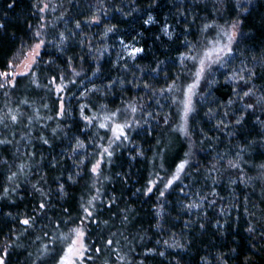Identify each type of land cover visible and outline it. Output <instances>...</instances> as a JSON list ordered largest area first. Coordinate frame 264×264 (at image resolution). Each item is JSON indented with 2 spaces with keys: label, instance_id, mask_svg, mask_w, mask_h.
I'll use <instances>...</instances> for the list:
<instances>
[{
  "label": "trees",
  "instance_id": "obj_1",
  "mask_svg": "<svg viewBox=\"0 0 264 264\" xmlns=\"http://www.w3.org/2000/svg\"><path fill=\"white\" fill-rule=\"evenodd\" d=\"M149 15L154 22L145 25ZM96 18L99 23L92 22ZM241 19L243 36L231 62L215 66L196 90L188 137L174 132L181 123L172 103L177 93L163 90L174 80L184 87L194 74L193 63L182 62L189 55L183 42L199 51ZM206 24L215 27L204 32ZM108 27L114 31L105 35ZM37 31L45 41L38 63L15 78V87L0 81V139L12 141L0 145V254L9 252L6 264H56L71 243L70 227L85 216L81 205L89 207L90 200L99 223L85 219L82 225L89 247L83 264H264V0H0V74L38 41ZM132 47L144 51L133 59ZM242 68L255 73L248 84L226 83ZM248 90L253 94L245 97ZM249 103L255 107L245 111ZM130 104L138 106L135 114ZM82 105L84 116L97 117L91 125L81 118ZM117 109L115 122L138 121L140 127L127 130L129 142L113 144L109 158L102 152L113 124L102 118ZM101 122L108 129L99 128ZM98 160L99 174H93ZM184 160L180 180L160 197ZM150 186L152 193L144 195ZM32 217L31 226L21 223ZM69 217L74 224H65Z\"/></svg>",
  "mask_w": 264,
  "mask_h": 264
},
{
  "label": "snow or ice",
  "instance_id": "obj_2",
  "mask_svg": "<svg viewBox=\"0 0 264 264\" xmlns=\"http://www.w3.org/2000/svg\"><path fill=\"white\" fill-rule=\"evenodd\" d=\"M250 2V0H249ZM9 7H12L10 4ZM48 6L45 5L44 8H41L40 11H44L45 8ZM243 7L242 4H237V8ZM247 11V9H244ZM93 23H99V18H96L92 21ZM154 22V19L151 15L148 16V18L144 21L145 25H149ZM242 19L237 20L236 22H233L229 27L221 30L218 33V36L216 38H213L212 40H208L205 42V50L203 51V54H201L199 51H197L196 45H192L189 41L185 40L183 43L185 44L186 47H188V52L189 55L183 56L182 55V62L185 60L191 61L193 63V66L196 68V71L194 73L195 79L193 80L192 83L188 84L186 87H182L176 84V81H173L172 85H169L167 89L163 91L167 92H175L177 93V96H174L172 98V103L178 106V110L181 111V123L176 127L173 128L174 132H179L182 136L188 137L189 135V129H188V120L190 116L195 112V106L193 103V97L196 95V89L199 87L200 81L205 79L206 75L210 72L213 71L214 66H219L223 67L226 63L231 62V58L234 57V45L238 46L240 38L243 36L242 32ZM77 28H80V24L78 23L76 25ZM215 27L214 25H209L206 24L204 26L203 31L207 32L208 29ZM114 31V27H108L105 31V35H107L110 32ZM165 35H167L171 39V33L168 31V27L165 26L163 29ZM35 37L38 39V42L35 44L34 48H31L27 53L22 54L25 55V58L29 60L28 64L26 65L29 70L32 69V67L38 63V57L40 56V49L41 47L45 44V41L43 39H40V32L37 31L35 34ZM64 41V36L61 34V43ZM120 43L124 46L125 50L129 49V45L125 44L123 40L120 41ZM144 49L140 47H132L130 51H128L129 57L135 59V57L141 53H143ZM69 64H71V61H69ZM15 65L13 63H10L8 65L9 68H13ZM99 69H97L98 71ZM247 73V76L245 75ZM4 77H9L12 76L13 74L10 72H5L3 73ZM20 75H27V73H20ZM75 76H79V72L74 71ZM255 76V73L251 69L247 68H242L239 72H234L231 76L227 78V82L232 81V82H243L244 84H248L252 77ZM14 79V76H13ZM61 81H63V76L60 77ZM176 79H179L177 77ZM56 77H53V80L51 83H55ZM72 84H75L76 81L73 80L71 81ZM115 83V82H113ZM4 84H0V87H4ZM12 87H15V85H11ZM67 85H62L58 86L56 91L62 92L64 88H66ZM111 87V85H109ZM144 87L147 89L149 85L145 84ZM235 92L236 90L233 89ZM163 94V92L161 93ZM252 91H244L243 95L245 97H250L252 95ZM264 99V98H262ZM60 111L58 113V116L63 117L66 114V110L64 107V102L63 98L60 97ZM259 102V101H258ZM232 103V100H229V105ZM47 107V106H46ZM87 105H82L81 106V118L85 120L86 125H91L94 120L97 119L96 116H93L91 118H88L83 115L84 108H86ZM253 104H246L244 106V110H250L254 109ZM131 113L135 114L138 111V106L135 104H130L129 105ZM120 114V109H117L115 112H111L108 115L104 116L102 118L103 121H107L109 123H112L113 126L111 128L113 132L112 138L109 140V145L107 148L103 149L102 155L106 154L109 158H111L114 154V150L112 149L113 144H116L118 141H123V142H129V135L127 130H131L134 126L135 127H140V124L138 121H129L125 120L123 123H118L115 122L116 118ZM151 115V113H149ZM228 113H225V116H227ZM11 121L13 124H16L18 122V117L16 115L11 116ZM243 121V116H240L235 120V123L237 125L241 124ZM0 122H3L0 120ZM109 123L101 122L99 123L98 127L101 129H108ZM165 123L167 124L168 121L165 119ZM221 124L225 128L229 127L228 124H224L223 121H221ZM220 125H217L219 127ZM5 127H7V124L5 123ZM53 134H56V130H53ZM42 143L47 145L49 141L45 139L43 136L40 138ZM12 141L8 139H0V145H9L11 144ZM84 145L81 141L77 140V148H82ZM119 145L117 144V147ZM75 152L76 149H73ZM138 155H141L142 153H137ZM186 156L189 155V153L185 154ZM83 163V161H81ZM102 160H98L93 167L91 168V172L93 174H99V169L101 166ZM188 164L187 160L182 161L176 166V172L173 174L172 179H170L167 184L164 187V190L160 191V197H164L166 191L168 188H170L176 181L180 180L181 178V173L185 171L186 165ZM55 165H53L54 167ZM215 167V166H213ZM229 167L238 169L239 164L238 163H233L232 161H229ZM16 176V173H13L12 176L9 177V179H13ZM69 179L71 180L72 177L70 176ZM215 183V181H213ZM241 182L243 183L244 181L241 179ZM153 182H150V184ZM232 183H235V181H232ZM33 188H36L35 185H33ZM64 186L60 185V190L61 193H63ZM39 191V189H36ZM137 191H140L139 189ZM153 191V187H148L147 191L144 193V195H149ZM8 189H5V194H7ZM43 196L44 194L41 193ZM213 196L216 195L215 192L212 193ZM45 199H47L45 197ZM97 199V197H93V200ZM112 203H115L113 200ZM211 203H214L212 201ZM89 207H84L81 205L83 208V211L85 213L84 217H81V224L76 225L75 227H70L69 232H70V237H71V243L67 246V248L63 249V254L59 255V259L56 261V264H77V261H80V264H83V261L85 259V253L89 251L88 245L85 243V229L82 227V225L85 222V219H87L88 223L90 224H95L99 223L96 219H94V212L91 210L92 206V201L90 200L88 202ZM39 209L41 211H45L48 207V205L45 202H41L39 204ZM111 207V205H109ZM187 208L191 209L194 207H198V204H189L186 206ZM65 212H67V209H64ZM159 214V213H158ZM35 217L29 218V219H24L21 221L22 224L26 226H31V221L34 220ZM125 220H127V216H125ZM104 223H107L106 221ZM65 224L67 225H72L74 224V221L69 217L68 220L65 221ZM203 227V225H201ZM248 232H253L254 228L249 227L247 229ZM69 236L62 237L64 240H68L70 238ZM113 243L112 240L107 241V245L111 246ZM165 244L168 247H181L178 242H174L173 244H168L167 241H165ZM101 249L96 248V252L100 253ZM149 253H145V255H148ZM161 256L164 255L163 252L159 253ZM9 255V252L7 249L3 251V254H0V264H6V258ZM87 259L91 260L92 257L88 256Z\"/></svg>",
  "mask_w": 264,
  "mask_h": 264
},
{
  "label": "rangeland",
  "instance_id": "obj_3",
  "mask_svg": "<svg viewBox=\"0 0 264 264\" xmlns=\"http://www.w3.org/2000/svg\"><path fill=\"white\" fill-rule=\"evenodd\" d=\"M38 42V41H37ZM35 42L28 50L24 51L23 53H27L31 48H34L35 44L37 43ZM43 47V46H42ZM42 47L40 49V54H41V51H42ZM205 50V45L199 50V52L201 54H203V51ZM39 58V57H38ZM37 58V59H38ZM29 60L25 58V55L21 53H19L18 55H16L10 63H13L15 66L13 68H9L7 67V70L5 72H10L12 73L13 75L12 76H9V77H4L3 73L0 74V81H2L3 83L5 84H8V85H11L13 83V81L15 80V78H17L18 76H22L20 75V73H28L30 70L27 68V64H28ZM9 63V64H10ZM215 67V66H214ZM193 72L195 73L196 71V68L193 66ZM13 76H14V79H13ZM195 79V76L193 74V76L191 77L190 81L184 86L186 87L188 84L192 83L193 80ZM204 80V79H203ZM201 80L200 83L203 81ZM200 85V84H199ZM197 90V89H196ZM195 90V91H196ZM194 98L195 96L193 97V103H194ZM111 135H113V132L111 130ZM79 261V260H78ZM77 261V262H78Z\"/></svg>",
  "mask_w": 264,
  "mask_h": 264
}]
</instances>
